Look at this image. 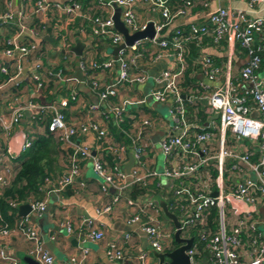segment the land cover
<instances>
[{"label": "built area", "instance_id": "built-area-1", "mask_svg": "<svg viewBox=\"0 0 264 264\" xmlns=\"http://www.w3.org/2000/svg\"><path fill=\"white\" fill-rule=\"evenodd\" d=\"M216 1L215 7L201 13L200 20L189 19L185 23L187 32L184 33L180 24H174L173 18L190 14V8L197 2L206 6L207 0H179L172 4L171 0H94L92 3L99 11L85 9L75 0H34L30 10L24 6L16 7L11 0H5L0 24H12L14 30L5 38L0 50L5 58L0 62V74L3 75L0 79V99L4 97L7 84L15 89L21 84L22 62L37 48L39 32L26 23L30 14L63 13L64 24L77 18L79 23L74 30L79 36L106 39L112 46L124 41L113 25L114 7L119 8L120 20L128 33L143 29L150 22L153 28L151 37L137 38L125 44L117 50L116 58L110 56L99 62L87 57L79 59L78 67L85 74L86 68H112L117 60V72L108 81L102 82L90 76V86L98 99L105 102L117 94L120 83L145 79L144 74L133 71L130 66L132 55L143 48V43L159 46L170 53L172 64L160 72L156 78L159 85L148 93L154 100L167 103L171 115L158 140L163 162L161 173L170 179L167 189L172 194V199L166 202L167 208L179 221L181 237L187 238L188 231L195 230L203 243L201 249L191 241L185 250L189 264H264V237L257 228L258 206H264V67H260V51L264 55V14L251 16L243 8ZM241 1L248 8L257 4L264 6V0ZM139 2L147 11L143 19L138 17L135 8ZM40 22L43 23L42 20ZM204 36H208L213 43L224 40L225 61L223 68L219 69L208 58H201L204 75L208 79H218L204 95L207 115L202 121L195 118V114L191 115L193 119L188 117L185 99L191 100L180 91L179 81L185 67L184 41L188 38L198 41ZM234 42L244 48L246 54L245 61L235 73V80L231 73ZM64 46L65 52L71 50L68 45ZM31 67L28 79L32 81V93L38 96L44 83L43 74L50 75L52 72L43 69L37 58ZM70 96L73 98L74 94ZM65 104V97H59L57 104L28 100L23 105L12 107L7 116L0 115V128L7 132L12 123L20 120L22 108H35L39 114L47 111L50 116L46 130L55 134L62 146L70 147L60 175L55 179L44 178L46 193L59 192L72 183H76L78 189H83L85 182L80 177L79 163L85 158L91 161L92 168L100 176L99 189L102 192L114 189L110 201L96 209V213L109 211L122 197L123 188L132 183L146 184L150 178L159 175L152 165L153 155H148L150 150H147V145L150 142L143 139L145 130L153 128L155 123L150 116L129 114L114 102L108 103L101 111V120L104 121L108 113L112 125L124 131L127 141L117 142L111 138L105 122L103 124L95 118L78 124L66 122L61 110ZM91 107L97 108V105L92 104ZM125 117L130 122L124 130L121 123ZM85 131L94 132L97 149L91 150L76 141V135ZM29 143L30 140L24 138L19 145L20 151ZM127 149L133 155L134 164L128 172H124L118 161ZM101 151L112 155V161L106 162ZM14 157L11 148L6 146L0 151V164L3 163L5 167L4 160ZM8 182L5 170L0 171V191ZM212 189L214 194L211 193ZM23 202L28 203V212L15 216L11 224L3 221L0 239L19 235L31 244L27 253L33 261L37 264H55L31 218L44 210V199L8 200L7 203L16 209ZM124 202L130 208L127 224H135L144 233L151 250L167 252L175 247V228L169 218L170 224L166 228L165 222L158 217L160 207L156 202L150 198L127 196ZM81 224L86 228L85 237L88 240L102 238L103 232L95 227L93 217L84 218ZM262 225L264 229V220ZM65 227L69 231L68 222H65ZM128 236L129 233L124 234L123 243L127 242ZM49 238L53 239L52 236ZM121 245L109 242L104 250L105 257L109 261L122 262L128 258L135 261L134 264H147L144 252L125 253ZM86 253L87 249L83 248L78 257H70V264H89L85 261ZM0 263L18 264L13 250L2 242Z\"/></svg>", "mask_w": 264, "mask_h": 264}, {"label": "crops", "instance_id": "crops-1", "mask_svg": "<svg viewBox=\"0 0 264 264\" xmlns=\"http://www.w3.org/2000/svg\"><path fill=\"white\" fill-rule=\"evenodd\" d=\"M11 1L14 6H24L26 10H30L34 2V0ZM217 3L216 0H207V5L201 6V4H198L197 2L190 8V14L177 15L173 18V22L174 24H180L181 27H185V23L189 19L195 18V20H200L202 18L201 13H203L205 9L215 7ZM220 3L234 8H243L245 9L246 14L251 16L264 14V6L261 4L248 8L245 2L241 0H221ZM5 6V0H0V14L5 10ZM135 8L140 19L147 16L146 8L141 2H139ZM97 9L99 8L95 7V4L92 3L91 10ZM48 13L39 16L30 14L26 19L28 26L39 23L40 20L46 24L47 22L51 23L48 30L49 33L46 31L44 34H39L37 37L38 48L22 62L23 68L21 75L23 81L17 89H15L13 85L8 84L4 88V97L0 99V115L7 116L12 107L23 105L28 100L40 104L48 102L41 101L40 99V97H43L44 92H47L52 95V99L49 103L53 102L57 104L59 97L66 98V104L61 108L63 109L66 122L78 124L80 122H85L90 118H95L104 124L105 121L101 120V111H104L108 103L114 102V104L125 108V111L129 114H146L154 120L155 123L153 128L145 130L143 135V139L147 140L148 143L150 142V144L147 145L148 150H150L148 155H153L152 165H154L155 157L152 153L154 147L150 141V135L153 131L160 129L162 131L160 136H162L164 125L167 124L168 120L153 113L152 104L147 100L146 94H148L150 89L159 85L156 81L157 76L163 69L172 64L170 53L159 46H153L147 42L143 43V48H139V52L136 51L132 55L130 66L133 71L144 74L145 79L142 81H133L131 83H120L115 96H110L108 101H101L102 104L94 103L91 100V95H94L96 92L90 86L89 80H86L87 77L85 78L83 72L79 69L78 64H76V61L85 57L91 59H94L97 56L100 59L110 57L112 55L109 52V49L112 45L103 40L100 42V45H102L101 48L97 49V43L91 42L93 39L102 38L87 35L79 36L77 31L74 30V27L68 28L70 23L64 24L65 16L63 13L52 11L49 13L52 14L51 19V16ZM13 30L14 26L12 24H0V50L5 44V38L12 34ZM24 37L29 39L28 36ZM207 38H201L198 41L193 38H188L184 41V71L187 70V76L192 77V79L194 78L192 84L203 87L198 95L194 93L188 94L190 100L197 101L201 111L204 113L202 118L200 117L202 121H204V118L207 115V104L204 95L208 89L218 82V79H208L204 75L201 58H208L210 62L216 65L219 69L223 68L225 61L224 44L222 42L213 43ZM76 41L83 42V47L79 56H76L73 50H70L69 52L64 51V45H68L71 48ZM232 46L233 55L231 73L235 80V73L239 66L245 61L246 54L239 48L236 42H234ZM35 58L39 59L42 65L46 68L51 69L56 65H62L63 68H58L54 73L56 74L55 76H48L45 73L43 74L44 91L41 93L43 95L40 94L38 96L32 93V81L28 79L32 71L31 64ZM240 59H243L241 64L238 63V60ZM3 60H5V58L1 56L0 53V62ZM75 69L79 70L80 78L77 74L74 75ZM116 72L117 65L114 64L112 68L94 71L89 77L91 76V78L106 82L115 75ZM2 76L3 75L0 74V79ZM190 90L191 89H189V92H191ZM194 90L196 89H193V91ZM71 93L74 94L73 98L70 96ZM92 104L97 105V108H92ZM38 115L39 112L35 108H22L21 117L18 122L12 123L7 132H4L0 128V151L6 146H9L12 153L17 156L16 154H19L20 151L19 145L24 138L31 141L32 136L34 137L36 133L43 132L44 127L43 124L39 122L40 117ZM105 124L106 126H109L107 122H105ZM128 124L127 126L123 125L124 130L129 127ZM120 132V134H124V131L121 129ZM75 139L91 150L97 149L93 131H85L81 134H77ZM150 145L151 149L149 148ZM62 148H65V146H62ZM67 149L70 150V147H67ZM174 158L177 159L178 157L175 155ZM61 161L62 159L59 160V163ZM15 163L16 157L4 160L5 167L3 166V163L0 164V171L5 170L9 182L12 178L11 168ZM133 164V155L131 151L127 149L123 153V157L118 161V165L122 171L128 172ZM80 169V177L85 182L83 189H78L76 183H72L59 192L50 191L46 193L44 190L43 196L40 198L45 201L44 210L40 212L39 215L31 217L43 245L52 254L55 264H70V257H78L83 248L87 249L85 261L89 264L135 263V261H130L128 258H125L122 262L109 261L105 257L104 250L107 244L111 241H114L119 245L122 244V250L125 253L128 251H131L134 254L144 252L147 264H156V259L152 256L151 249L148 246L147 237L135 224L128 225L126 222V218L130 213V208L125 204L124 197L150 198L156 203L158 199H163L166 203L169 199L168 196L164 195H167L165 192L168 191V189H164L161 186L159 180H157L158 176L150 178L146 184H141L142 186H145L153 183L158 191H153L149 188L146 189V192L143 194L132 196L130 194V189L135 184L132 183L123 188L122 197L118 202L113 204L109 211L96 213V209L101 208L104 204L110 201L114 189L110 188L107 192H102L99 189V182L101 181L100 176L94 171L91 161L88 158L81 160ZM168 181L169 186L170 179H168ZM213 189L211 190V193L213 192ZM160 212L162 211L159 208V213ZM15 216H19L17 208L15 209L13 218ZM86 217L94 218L95 227L100 228L103 232L101 239L90 241L85 237L87 231L85 226L81 224V220ZM3 221L6 220L0 214V227ZM65 222H68L69 224V231L66 230ZM169 224V220L165 222L166 228L169 227ZM41 227L45 230L44 236H42ZM128 233L129 236L127 242L123 243L124 234ZM50 236H52L53 239H50ZM0 242L5 243L13 250V253L18 258V264H28L31 260L27 253L31 244L19 235H9L6 238L0 239ZM173 245L176 246V243L173 242Z\"/></svg>", "mask_w": 264, "mask_h": 264}, {"label": "trees", "instance_id": "trees-1", "mask_svg": "<svg viewBox=\"0 0 264 264\" xmlns=\"http://www.w3.org/2000/svg\"><path fill=\"white\" fill-rule=\"evenodd\" d=\"M75 1L80 2L83 8L91 10L93 0H75ZM175 1H179V0H171V4ZM49 15L51 16L50 17L51 19L52 14ZM78 23H79V19L76 18L68 25V28L75 27ZM50 25L51 23L48 22L47 24L45 22L44 23L39 22L31 26L37 29L39 34H44L46 31L47 33H49L48 30ZM182 28H183V32L186 33L187 32L186 25L185 27ZM203 38H207V36ZM207 39L210 40L209 37ZM103 40L108 41L106 39H93L91 43H97V49H100L102 46L100 45V42ZM220 42L225 44L223 39L220 40ZM239 48L245 52L244 48H242L241 46H239ZM260 54L262 56L260 67L263 68L264 67L263 51H260ZM93 60L99 62L101 59L97 56ZM42 66L43 69H46L44 65ZM58 68L63 69L62 65H56L50 69L52 72V74L50 75H53L56 72V70H58ZM96 70L98 69L86 68V73L84 74L85 78L87 77L86 80H89L90 82L89 75H91V73H93ZM193 80L194 78L192 79V77L187 76V70L183 71L181 79L179 81L180 91L183 94L186 95L191 93L197 95L200 94L203 87L192 84ZM189 89H191L190 90L191 92H189ZM193 89L196 90L193 91ZM43 91H44V87L41 93H43ZM40 99L41 101L50 102L52 99V95L47 92H44L43 97H40ZM185 104L188 110L187 111L188 117L193 119L191 115L195 114V118L197 117L199 118V120H201L204 113L201 111L197 101L195 100L189 101L188 99H185ZM61 110L63 112V109ZM38 116L40 117L39 122L43 124L44 131L41 133H36L34 137L32 136L29 145L26 146L23 150H21L19 154L16 156V163L11 168L12 178L10 179V182H8V184L5 185L0 191V214L8 222V224H11L13 220V216L15 214V208L10 207L8 205L7 203L8 200H15L18 202V201L35 200L42 198L44 193L43 192L44 178L55 179L60 175L62 169L65 167V162H66L65 157L70 151L67 149V147L62 148L61 141L57 138V136L52 132L46 130V124L50 116L49 112L45 111L39 114ZM126 119L127 118L125 117L123 122L121 123L122 128L123 125L127 126L129 122ZM104 121L107 122V124H109V126H107V131L110 135H112L111 138L114 141L117 142L127 141L125 135L120 134L121 133L120 129L112 125L111 118L108 113H106V116L104 117ZM100 153L102 158H104L106 162L112 161V157H113L112 155H110L109 153L108 154L104 153L103 151H101ZM60 159H62V161L59 163ZM149 188H151L153 191H158L157 188H155V186L153 185V183L149 185L147 184L145 186H142L140 183H135L130 189V194L132 196L140 195L146 192V189ZM165 194H167L169 200L172 199L171 191H166ZM187 234L190 237H192V242L196 243V245L202 249L203 243L198 239V235L195 232V230H189Z\"/></svg>", "mask_w": 264, "mask_h": 264}, {"label": "water", "instance_id": "water-1", "mask_svg": "<svg viewBox=\"0 0 264 264\" xmlns=\"http://www.w3.org/2000/svg\"><path fill=\"white\" fill-rule=\"evenodd\" d=\"M112 19L115 29H117L122 34L124 40L123 42L110 47L109 52L114 58L117 57V50L120 47H123L125 44H130L134 39L142 37H151V35L153 34V28L150 22H148L143 29L128 33L127 28L119 19L118 7H114ZM82 47L83 42L76 41L72 45L71 50H73L76 56H79L81 54ZM75 74H77V76L80 78V72L78 69H75L74 75ZM212 193L214 194L215 192L213 191ZM157 204L160 207L162 213L171 220L173 227L175 228L173 231V240L176 243V246L172 250L167 252H156L151 250L152 256L156 259V264H189L188 256L186 255L185 250L190 246L192 238H185L180 236L179 221L176 215L168 210L166 203L163 199H158ZM28 210L29 205L27 202H23L17 206V213L19 215H24L26 212H28ZM28 264L37 263L31 259Z\"/></svg>", "mask_w": 264, "mask_h": 264}, {"label": "rangeland", "instance_id": "rangeland-1", "mask_svg": "<svg viewBox=\"0 0 264 264\" xmlns=\"http://www.w3.org/2000/svg\"><path fill=\"white\" fill-rule=\"evenodd\" d=\"M106 42H108V41H106ZM242 62H243V59L238 60V63L241 64ZM115 63L117 64V60L115 61ZM258 74L261 75L260 72ZM146 96H147V100L152 104L151 106L153 109V113H156V114L162 116L165 120H170L171 115L167 110L168 104L165 102L161 103V102L154 100L149 93L146 94ZM91 100L94 103L102 104V102L98 99L96 93H94V95L93 94L91 95ZM161 133H162V131L160 129L153 131L152 134L150 135V141L154 147L152 153L154 154V157H155V163L153 165V168L155 169V171L157 173H159L157 180H159L161 186L164 189H167L168 182H169L168 178L161 173L162 168H163L162 152H161L159 142H158ZM249 174H250V177L253 178L252 172L250 170H249ZM159 218L161 220H163L164 222L168 221L167 217L162 212L159 213ZM258 218H259V222L257 224V228L261 230L262 236L264 237V229H263V225H262V221L264 220V206L263 205L258 206ZM41 230H42V236H44L45 230L42 227H41Z\"/></svg>", "mask_w": 264, "mask_h": 264}]
</instances>
